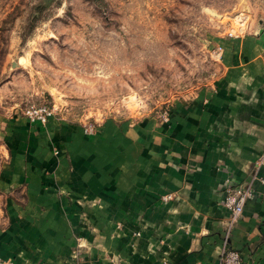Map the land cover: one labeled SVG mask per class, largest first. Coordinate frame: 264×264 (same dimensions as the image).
I'll list each match as a JSON object with an SVG mask.
<instances>
[{
  "label": "crops",
  "instance_id": "0c3cea01",
  "mask_svg": "<svg viewBox=\"0 0 264 264\" xmlns=\"http://www.w3.org/2000/svg\"><path fill=\"white\" fill-rule=\"evenodd\" d=\"M232 8L207 38L218 74L167 117L108 118L92 133L55 113L9 120L0 262L217 264L233 249L264 264V188L228 233L222 203L224 182L249 179L264 154V0Z\"/></svg>",
  "mask_w": 264,
  "mask_h": 264
},
{
  "label": "rangeland",
  "instance_id": "374dc122",
  "mask_svg": "<svg viewBox=\"0 0 264 264\" xmlns=\"http://www.w3.org/2000/svg\"><path fill=\"white\" fill-rule=\"evenodd\" d=\"M235 2L0 0V168L31 105L84 127L163 117L218 74L207 38Z\"/></svg>",
  "mask_w": 264,
  "mask_h": 264
},
{
  "label": "built area",
  "instance_id": "2783aa9c",
  "mask_svg": "<svg viewBox=\"0 0 264 264\" xmlns=\"http://www.w3.org/2000/svg\"><path fill=\"white\" fill-rule=\"evenodd\" d=\"M54 109L48 105H31L24 110V116L30 122H38L41 124H46L49 116L53 115ZM163 117H167V113L164 112ZM89 125V124H88ZM86 125V132L92 133L95 131L93 125ZM264 168V154L261 155L255 162L254 172L251 177L243 181H234L228 179L224 182L222 192H223V206L230 210V220L228 223L227 233L230 231L232 225L235 224L236 220L242 213L245 204L255 198L257 195L256 184L261 185L264 188V174H258V171ZM170 196H166L168 199ZM228 235L225 236V240ZM242 257L241 254L233 249L224 250L219 258L217 264H241ZM0 264H6L0 262Z\"/></svg>",
  "mask_w": 264,
  "mask_h": 264
}]
</instances>
